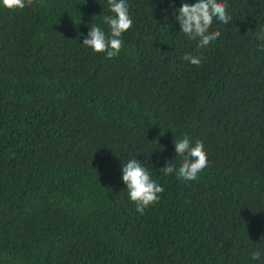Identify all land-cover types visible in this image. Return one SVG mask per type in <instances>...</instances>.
Instances as JSON below:
<instances>
[{
	"label": "trees",
	"instance_id": "trees-1",
	"mask_svg": "<svg viewBox=\"0 0 264 264\" xmlns=\"http://www.w3.org/2000/svg\"><path fill=\"white\" fill-rule=\"evenodd\" d=\"M128 4L111 58L81 44L106 0L0 7V264H264V0H227L206 45L168 0ZM185 133L209 161L192 181L162 168ZM132 157L164 185L143 214Z\"/></svg>",
	"mask_w": 264,
	"mask_h": 264
},
{
	"label": "clouds",
	"instance_id": "clouds-1",
	"mask_svg": "<svg viewBox=\"0 0 264 264\" xmlns=\"http://www.w3.org/2000/svg\"><path fill=\"white\" fill-rule=\"evenodd\" d=\"M30 0H0V7L9 9H23ZM101 3V0H99ZM111 15H104L101 24L92 23L81 43L95 53H104L108 58L119 54L123 45V33L133 24L129 12L128 0H106ZM172 14L180 25V32L190 38L198 39L200 45H206L221 34L218 29H210L213 19L229 24L232 16L228 11L227 0H181L179 8L175 7V0H168ZM165 13L168 9H163ZM101 25H107L108 31ZM256 39L260 47H264V28L256 32ZM184 57L192 63H199L202 57L195 53L184 52ZM174 149L183 153L178 165L173 159L164 164V173L175 172L184 181L198 178V174L208 165V156L203 142L185 133L174 137ZM121 180L127 189L129 200L134 202L135 210L143 214L146 207L158 199L164 185L151 177L148 168L137 157L129 158L121 164ZM264 239V238H262ZM264 250L255 249L251 252L252 260H260Z\"/></svg>",
	"mask_w": 264,
	"mask_h": 264
}]
</instances>
